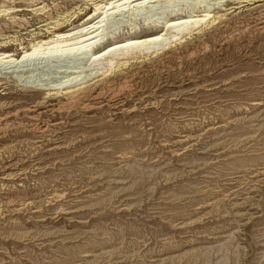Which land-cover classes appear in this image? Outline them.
Wrapping results in <instances>:
<instances>
[{
  "label": "rangeland",
  "instance_id": "rangeland-1",
  "mask_svg": "<svg viewBox=\"0 0 264 264\" xmlns=\"http://www.w3.org/2000/svg\"><path fill=\"white\" fill-rule=\"evenodd\" d=\"M155 10L117 16L109 30L126 33L129 20L145 29L165 18ZM18 15L28 25L0 22L3 34L41 24ZM203 39L177 46L164 65L145 64L139 96L115 112L46 113L57 125L43 133L27 130L22 114L10 119L0 142V264H264V33L243 24ZM77 61L35 59L28 85H57L82 69ZM2 74L7 111L42 98L22 87L25 72L21 81Z\"/></svg>",
  "mask_w": 264,
  "mask_h": 264
},
{
  "label": "bare ground",
  "instance_id": "bare-ground-1",
  "mask_svg": "<svg viewBox=\"0 0 264 264\" xmlns=\"http://www.w3.org/2000/svg\"><path fill=\"white\" fill-rule=\"evenodd\" d=\"M71 1L72 5L65 7L54 1L46 4L43 0H0V22L7 21L12 28L23 23L28 25L24 15L18 14H33L41 19L37 28L25 30L23 34L13 29L12 35H5L0 29V68L11 70L1 74L17 81L25 72L29 76L22 87L44 93L22 111L12 113L7 111L11 105L0 103V142L13 132L10 119L21 114L27 118V130L43 133L57 125L43 120L46 113H64L77 107L86 111L108 107L115 112L128 106L129 101L139 96L136 80L147 65L157 67L172 61L177 56L175 48L193 39L199 43L207 34L222 33L243 24L252 31L264 33V0ZM228 5H231L229 9H222ZM157 8L166 9L159 13L166 14L165 18L144 21L145 29L139 27L137 31L140 23L129 20L126 26L131 27L130 31L116 35L109 30L117 16L151 14ZM216 10L220 11L214 13ZM227 11L228 14H219ZM83 14L87 15L76 22ZM8 46L15 47L6 50ZM38 58L80 60L84 65H80L81 70L75 67L65 72L57 85L33 87L28 85L31 79L28 68ZM137 100L138 104L143 101Z\"/></svg>",
  "mask_w": 264,
  "mask_h": 264
},
{
  "label": "built area",
  "instance_id": "built-area-1",
  "mask_svg": "<svg viewBox=\"0 0 264 264\" xmlns=\"http://www.w3.org/2000/svg\"><path fill=\"white\" fill-rule=\"evenodd\" d=\"M20 27H21V26H20ZM20 27H16V28H18V29H19ZM16 30H17V29H16Z\"/></svg>",
  "mask_w": 264,
  "mask_h": 264
}]
</instances>
